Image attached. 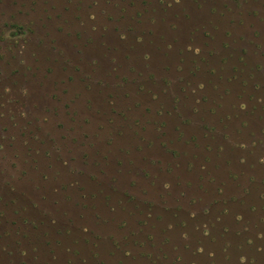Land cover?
Here are the masks:
<instances>
[{
  "label": "rangeland",
  "instance_id": "rangeland-1",
  "mask_svg": "<svg viewBox=\"0 0 264 264\" xmlns=\"http://www.w3.org/2000/svg\"><path fill=\"white\" fill-rule=\"evenodd\" d=\"M0 264H264V0H0Z\"/></svg>",
  "mask_w": 264,
  "mask_h": 264
}]
</instances>
